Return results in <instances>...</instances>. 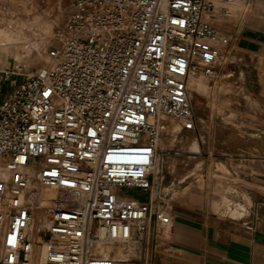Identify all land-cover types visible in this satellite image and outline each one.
Listing matches in <instances>:
<instances>
[{"label":"built area","instance_id":"1","mask_svg":"<svg viewBox=\"0 0 264 264\" xmlns=\"http://www.w3.org/2000/svg\"><path fill=\"white\" fill-rule=\"evenodd\" d=\"M213 6L210 0H72L62 40L46 51L43 71L22 80L0 71V92L9 87L0 101V158L10 172L9 178L0 173L6 201L0 264H30L41 200L30 186V166L55 203L86 197L77 208H54L49 224L43 222V264H124L92 255L99 227L115 240L134 234L141 245L151 218L169 222L152 199L161 178L157 144L166 129L154 118L194 128L189 79L213 75L222 57L217 32L204 19ZM124 188L141 189L145 200L121 195ZM147 250L144 264H152Z\"/></svg>","mask_w":264,"mask_h":264},{"label":"rangeland","instance_id":"2","mask_svg":"<svg viewBox=\"0 0 264 264\" xmlns=\"http://www.w3.org/2000/svg\"><path fill=\"white\" fill-rule=\"evenodd\" d=\"M210 1L223 5L220 0ZM71 4L72 0H0V48L9 46L7 56L0 57V71H13L18 80L43 71L46 51L62 40ZM215 45L220 49L219 43ZM220 54L213 75L198 72L189 82L194 128L183 129L178 121L167 118V130L157 144L161 178L152 189V199L169 222L155 224L151 218L142 247L133 234L129 242L122 243L127 247L111 245L112 260L128 253L124 264H144L147 248L154 264V245L156 249L167 247L174 216L182 211L225 219L245 213L237 221L248 224L257 203L264 202V172L256 167L264 160V108L252 100L254 75L246 61L221 49ZM191 138L196 140V150L188 145ZM236 164L245 171H238ZM119 192L144 199L141 189ZM190 195L198 202L189 203ZM39 225V237L32 234L35 248L45 240V224L41 220Z\"/></svg>","mask_w":264,"mask_h":264},{"label":"crops","instance_id":"3","mask_svg":"<svg viewBox=\"0 0 264 264\" xmlns=\"http://www.w3.org/2000/svg\"><path fill=\"white\" fill-rule=\"evenodd\" d=\"M220 2L223 5L214 4L205 13V22L217 32L220 49L243 59L252 69L250 94L255 105L264 108V0ZM8 49L0 48V57H6ZM8 88L6 85L1 90L0 101ZM236 129L246 133L240 126ZM248 151L254 152L251 148ZM236 166L238 171H245L244 166ZM256 167L264 172V160ZM187 201L198 202L191 195ZM241 214L237 219H225L178 213L167 236V247L156 249L154 245V264H264V202L257 203L248 224L237 221L245 216Z\"/></svg>","mask_w":264,"mask_h":264},{"label":"bare ground","instance_id":"4","mask_svg":"<svg viewBox=\"0 0 264 264\" xmlns=\"http://www.w3.org/2000/svg\"><path fill=\"white\" fill-rule=\"evenodd\" d=\"M68 23V18L66 20V26ZM65 26V28H66ZM64 32L62 33L63 36ZM195 75H192L189 79L190 80L194 77ZM189 86V83H188ZM168 117L165 116H156L154 119L157 122H161L165 125V131L162 132V134L160 135L159 139H158V143L160 142L162 136L164 135V133L167 130V125H166V121L165 119H167ZM188 145L192 150H196L197 149V143L196 140L194 138H191L188 141ZM1 159V158H0ZM2 160V159H1ZM0 160V161H1ZM1 165L3 167H0V172L4 173L3 177L5 178H9V170L7 169V166L4 164L3 160L1 161ZM158 162L155 161V167H157ZM35 167L34 166H30V168L28 169L30 172V186H34L36 188H38V191L40 192V197L41 200L39 201L38 205L34 208V218L32 220V224H31V230L32 233L36 236V231L38 229V226L41 222V220L43 222H45L46 224H49V219H50V212L56 208V207H68V208H77L78 206H80L81 204H83V202L85 201V196L83 194H80L79 196H75L73 199H69L66 202L63 201L61 204H57V202L55 203V195L52 192V190H50L48 187L43 186L38 177L35 174ZM172 169V167H171ZM170 169V170H171ZM0 211L4 212L6 211V201L2 200L0 198ZM168 228V226H167ZM130 239H125V240H115L109 236H107L105 234V229L99 227L96 230V238L91 241L90 243V250L92 252V255H94L95 257H99V258H115V253L113 251V248L111 245H120L123 247H127L125 245H123L122 243L125 242H129ZM46 242L43 240H40L38 243V246L35 248L34 246V250L31 253L30 256V264H43L44 263V254L46 251ZM128 254V253H127ZM127 254H124L122 256L121 259H114V261H127L126 256Z\"/></svg>","mask_w":264,"mask_h":264}]
</instances>
